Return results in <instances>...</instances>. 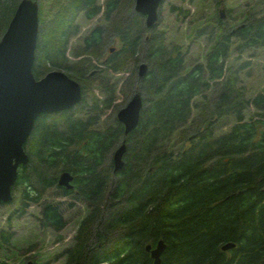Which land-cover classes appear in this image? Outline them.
<instances>
[{
  "label": "trees",
  "instance_id": "16d2710c",
  "mask_svg": "<svg viewBox=\"0 0 264 264\" xmlns=\"http://www.w3.org/2000/svg\"><path fill=\"white\" fill-rule=\"evenodd\" d=\"M134 1H106L107 25L94 28L75 48L73 58L88 57L71 67L67 49L79 30L77 20L82 14L94 19L99 0L49 1L34 77L68 71L82 87L77 111H83L85 76L93 67L87 59L100 57L117 38L121 46L107 61L111 68L148 63L147 76L138 77L143 108L128 135L117 117L102 125L96 117L80 118L76 108L39 117L25 146L29 164L20 168L14 190L24 186L23 199L30 202L45 199L41 223L56 232L66 222L47 201L49 190L86 205L89 213L65 252V264H153L146 246L161 240L167 245L161 264H264V94L250 101L237 88V73L224 75L232 38L264 47V12L230 33L221 30L203 65L183 58L178 48L169 50L164 32L148 29L143 16H131ZM20 2L0 0V41ZM211 89L214 101H201L194 117L193 100ZM223 117L235 122L216 134L214 122ZM177 135L190 146L174 155ZM123 144L124 167L115 172L114 153ZM63 173L74 176V190L59 186ZM1 239L8 244L11 234L2 232ZM228 243L236 247L223 251Z\"/></svg>",
  "mask_w": 264,
  "mask_h": 264
},
{
  "label": "rangeland",
  "instance_id": "374dc122",
  "mask_svg": "<svg viewBox=\"0 0 264 264\" xmlns=\"http://www.w3.org/2000/svg\"><path fill=\"white\" fill-rule=\"evenodd\" d=\"M36 1L40 5L41 29L43 24L41 20L45 19L44 13L50 7L49 1L53 0ZM106 1L99 0L100 13L94 19L90 20L83 14L78 18L79 30L71 39L67 49L69 67L88 57L73 58L75 48L83 45L86 36L94 28L98 26L104 28L107 25ZM135 2L136 0L129 12L131 16L138 14L135 11ZM263 12L264 0H165L159 11L157 28L164 32L169 50L178 48L186 60H194L205 65L206 55L218 43L221 30L230 33L253 17H262ZM46 20H49L48 17ZM231 41L232 46L225 61L224 75L228 78L229 74L237 73V88L252 101L259 94H264V47H249L235 38ZM120 46L119 39H113L100 57L91 56L87 59L93 67L85 76L88 86L84 91L82 107L84 110L77 111L78 108H74L80 118L87 120V116L96 117L102 125L104 123L111 125L118 112L127 106L135 93L140 94L144 99L145 95L141 91L138 79V67L146 63L144 59L138 65L130 64L124 71H115L107 64ZM112 48L115 52L111 53ZM54 71L62 72L69 77L72 75L64 69ZM212 90L193 100L194 117L199 112L198 104L200 105L201 101H214L215 95ZM94 110H98V113ZM253 111L251 106L245 113L246 119ZM234 122L235 119L232 117L218 118L214 122V131L216 134L226 132ZM189 146V142H180L177 135L172 140L171 151L173 150L174 155H178ZM24 188V186L17 187L13 193V201L0 205V264H65V252L73 247L78 228L89 213L86 205L75 197L62 196L60 190H49L46 193L48 197L50 196L47 201L53 202L61 209L66 222L65 228L56 232L42 226L41 203L45 199L41 203L24 200ZM2 232L11 234L8 244L2 242Z\"/></svg>",
  "mask_w": 264,
  "mask_h": 264
},
{
  "label": "water",
  "instance_id": "95a60500",
  "mask_svg": "<svg viewBox=\"0 0 264 264\" xmlns=\"http://www.w3.org/2000/svg\"><path fill=\"white\" fill-rule=\"evenodd\" d=\"M164 1L136 0L135 11L145 18L148 29L157 26ZM39 30V3L21 0L0 41V205L13 201L19 169L29 164L25 146L38 118L71 111L83 100L81 85L62 72H50L40 80L34 77L32 70ZM148 69V65L142 63L138 76H147ZM142 108L143 98L136 94L118 112L117 119L124 126L126 135L138 127ZM126 150L127 146L123 144L114 153L115 172L124 167ZM73 181L72 174L63 173L58 184L67 190H74ZM166 247L163 240L155 247L146 246L153 264H161ZM235 247L234 243H228L222 250L229 251Z\"/></svg>",
  "mask_w": 264,
  "mask_h": 264
},
{
  "label": "flooded vegetation",
  "instance_id": "af4514ba",
  "mask_svg": "<svg viewBox=\"0 0 264 264\" xmlns=\"http://www.w3.org/2000/svg\"><path fill=\"white\" fill-rule=\"evenodd\" d=\"M220 13H222V10H220ZM222 15V14H221ZM112 50V49H111ZM110 50V52L112 53V51ZM114 52V51H113Z\"/></svg>",
  "mask_w": 264,
  "mask_h": 264
}]
</instances>
